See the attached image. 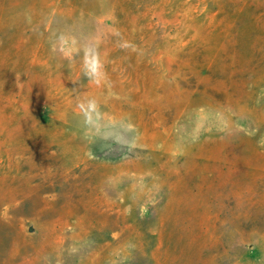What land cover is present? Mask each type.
Masks as SVG:
<instances>
[{"label":"rangeland","instance_id":"obj_1","mask_svg":"<svg viewBox=\"0 0 264 264\" xmlns=\"http://www.w3.org/2000/svg\"><path fill=\"white\" fill-rule=\"evenodd\" d=\"M0 264H264V0H0Z\"/></svg>","mask_w":264,"mask_h":264}]
</instances>
